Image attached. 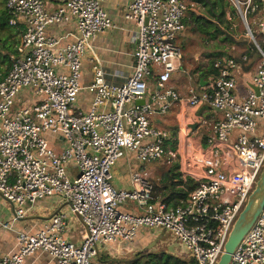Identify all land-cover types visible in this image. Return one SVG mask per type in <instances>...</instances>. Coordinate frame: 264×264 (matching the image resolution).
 Returning <instances> with one entry per match:
<instances>
[{"label":"built area","instance_id":"1","mask_svg":"<svg viewBox=\"0 0 264 264\" xmlns=\"http://www.w3.org/2000/svg\"><path fill=\"white\" fill-rule=\"evenodd\" d=\"M56 1L57 7L49 9L47 0H6L9 25L21 33L0 78V195L13 209L11 220L0 219V225L16 232L17 250L0 246V264H28L38 251L50 254L52 264H111L97 259L98 244L132 242L141 226L169 232L195 264H216L264 168V0H228L258 56L245 88H238L237 77L250 61L247 54L215 60L208 82L199 89L189 85L186 93L170 80L182 70L177 36L185 29L190 5L185 0H129L124 17L137 26L134 71L121 83H109L94 66V79L86 86L95 93L89 112L77 105L82 58L91 41L114 23L104 0ZM69 20L78 33L62 44V37L47 29ZM152 80L156 87L148 101ZM21 95L26 99L19 103ZM140 99L145 102L138 104ZM155 102L162 103L160 109ZM174 102L207 105L218 114L198 118L201 141L196 148H191V131L180 133L174 148L170 131L152 124V117ZM105 104L109 109L99 112ZM45 132L62 136V147L57 149ZM128 151L140 165L131 171V187L120 189L113 183V168ZM177 157L183 178H192L195 186L172 204L155 193L146 164H171ZM55 194L84 223L80 242L64 235V211L35 231L15 227L38 200ZM127 203L133 208H122ZM229 264H264V205Z\"/></svg>","mask_w":264,"mask_h":264},{"label":"crops","instance_id":"2","mask_svg":"<svg viewBox=\"0 0 264 264\" xmlns=\"http://www.w3.org/2000/svg\"><path fill=\"white\" fill-rule=\"evenodd\" d=\"M47 2L49 9H55L58 5V2L56 0H47ZM128 4L129 0L103 1V6L107 11L109 17L112 19L114 25L113 27H110L105 31L99 33L96 38L91 41V47L82 58V88L78 93L77 104L83 112L90 111L93 99L95 97V93L86 88V86L94 79V66L99 67L103 71L104 78L109 83H121L134 71V49L136 47L137 26L132 21L127 20L124 17ZM47 30L54 36L62 37V44L72 42L75 39L73 34L78 33L77 26L74 20L52 24L48 27ZM178 43L182 47V40L178 39ZM182 50L184 51L183 47ZM249 60V62H251V57H249ZM257 60L258 56L257 59L254 60V62H251L253 64L251 68L245 69V66L248 64L247 63L240 71V78L238 79V88L240 90H243L248 84L251 74L256 69ZM180 66L182 70H178L177 72L173 73L170 84L181 93H186L189 85H194L199 89L203 84H206L210 79V76L215 73V69L210 70L207 67L204 68V64L201 65L202 70H198V65L196 64V66H193V64L190 62V59L186 58V54L184 56V52L183 58L182 60H180ZM59 69L64 70L60 67ZM155 87V82L152 80L149 85L148 93L145 97L146 100L149 101L151 99ZM155 104L157 108L160 109V105L162 103L155 102ZM108 109L109 105L105 104L100 106L99 112L107 111ZM184 110L188 112L186 118L188 121L189 131L191 132L196 130L201 131V128H199L198 124L199 117L213 119L218 117V114L214 110H211V108H209L207 105L193 107L182 102L172 103L170 109L166 112H161L159 110L152 117V124L158 128H164L170 131L171 138L173 140L172 142H170V145L174 144L175 146V144L177 143V138L180 136V133H182L183 129L180 124L181 122L179 120V117L182 114L185 118V114H183ZM176 128H178L181 132L178 131V133H176ZM50 141L53 145L56 146L57 149H60L64 143L62 136H55L53 134L50 138ZM125 157L127 159V165L125 164ZM133 162H135L136 164L135 167L133 166ZM137 165L139 166L140 164L135 158L134 153L131 151L125 152L124 155L118 158L114 166V171L116 173L120 171L121 175L115 179V176L113 174L114 185L120 189H129L131 187L130 174L132 169L138 167ZM150 173L152 175L155 172ZM180 177V180L184 179L182 170L180 171ZM163 198L166 200V197ZM5 205L8 208H12V206L6 201ZM122 208L132 209L133 204H124ZM57 211H64L68 213V223L66 227H68L70 224H73L70 220L71 218H77L76 216H74L75 214L71 212L70 206L67 203L66 199L60 194H55L38 200L34 207L28 211L27 215L15 223V227L17 229L26 228L30 231L38 230L39 228L43 227L44 224L50 219V217ZM73 225H75V222ZM153 228L156 227L141 226L138 230L136 238L132 242H100L98 244L99 257L97 259L109 261L111 264H130L131 261L136 262V264H140L139 254L142 253V251H144L146 248L151 247L152 245H149L150 242L153 239L155 240L154 234L149 231V229ZM71 231L68 232L66 228V232L64 235L70 240L76 241L77 238L74 236V234L71 233ZM162 232L166 231L162 229ZM80 240L81 237L79 239V242ZM174 242L178 246H182L178 242ZM0 246L7 252H13L17 250L16 232L0 225ZM182 249H184V253H181L179 250L177 252L181 255L186 254L195 262V260L189 255L185 247ZM27 263L52 264L53 260L50 254H48L47 252L38 251L27 258Z\"/></svg>","mask_w":264,"mask_h":264},{"label":"rangeland","instance_id":"3","mask_svg":"<svg viewBox=\"0 0 264 264\" xmlns=\"http://www.w3.org/2000/svg\"><path fill=\"white\" fill-rule=\"evenodd\" d=\"M185 1L190 5V9L187 12L188 22L185 26V29L178 34L177 42L178 39L182 40L184 56L186 54V58L190 59V62L193 64V66H196L197 64V69L202 70L201 65L204 64V68L207 67L210 70H213V62L215 60L227 56H232L234 58L240 59L243 54H247L249 57H251V62H254V60L257 59L253 43L250 41V38L247 35L246 25L242 22L237 9L233 7L228 0H224L225 5L216 3L217 7L214 11L215 14H212V11H210V8L213 5L212 1H207V6L197 0ZM216 2H218V0H216ZM5 6L6 0H0V12L6 8ZM195 16L203 18L198 21L200 23H203L207 19L205 23H208L207 25H209L207 26L209 32L202 31V29L198 25V22L194 20ZM238 18H240V20H238ZM253 18H255V15L250 14L249 22L251 23L253 30L257 34V25L254 23ZM227 21L230 22V24ZM10 32H12L13 35L10 37L8 44H10V42H12L13 40L16 41L18 38V35L14 30ZM6 37L7 34L0 30V43L4 42ZM257 38L261 42L263 36L257 34ZM15 44L16 43L11 44V50H13ZM0 50L2 52V54L0 55V67L1 70H5L8 63L4 56L9 51L2 47H0ZM251 62H249L245 66V69L251 68L253 66ZM239 78L240 76H238V79ZM24 99H26V97L21 95V99H18V102L22 103V100ZM187 113L188 112L184 110L183 114H185V118L182 114L179 117V120L181 122L179 123L181 124L183 129L181 136H183V134H185L189 130L188 121L186 118ZM178 131L179 129L176 128V133H178ZM200 132L201 131L198 130L190 132L189 137L192 136L191 140L193 142V146L191 148H196V145L199 143V141H201ZM44 136L50 139L52 133L45 132ZM172 146L174 148H177L178 145L175 144L174 146L173 144ZM182 148L183 147L181 144V149ZM126 160L127 159L125 157V164L127 163ZM133 166H136L135 162H133ZM180 166V158L178 157L171 164H167L164 161H153L146 164V167L150 172H155L154 174H152V179L154 185L157 188V194L161 195L162 197L169 196V193L172 191V183L176 182V180L179 181V178H181L180 175H178L181 171ZM113 174L115 176V179L121 175L120 171L116 173L114 171V168ZM188 179L192 178L187 177L183 180L187 181ZM176 183L177 184L175 185V187L177 189L184 187L183 185L179 184V182ZM194 183L195 181L193 180V184ZM185 188H188V186H186ZM12 214L13 209L11 207L8 208L5 205V200L0 195L1 220L10 221L12 218ZM74 216H76L77 218L73 217L70 220L73 224L75 222V225L70 224L67 227V231L69 232L72 230L71 233L74 234V236L77 238L76 241L79 242L81 234L84 230V223L76 214ZM149 231L154 234L155 240L153 239L150 242L149 245H152L151 247L146 248L144 251H142V253L139 254L140 264H154L156 262H159L158 259L163 257L165 261L167 257L166 253H170L174 256L182 258L187 262L191 261V259L186 254L181 255L177 252L179 250L181 253H184L185 251L184 249H182L184 248V246H178L168 232H162V229L160 228L149 229Z\"/></svg>","mask_w":264,"mask_h":264},{"label":"trees","instance_id":"4","mask_svg":"<svg viewBox=\"0 0 264 264\" xmlns=\"http://www.w3.org/2000/svg\"><path fill=\"white\" fill-rule=\"evenodd\" d=\"M197 1L202 2L206 6L208 5L207 4V1H210V2L212 1V4L213 5L210 8V11H212V14H215L214 11H215V9L217 7L216 6L217 5L216 3H219L220 5H225L224 4V0H218V2H216V0H206V1L205 0H197ZM191 17H192V14H191ZM200 19H203V18H199L198 16H195L194 17V20L197 21V22ZM206 20L203 23L198 22V25L202 29V31L209 32L208 27H207L209 25H207L208 23H205ZM187 22H188V16L185 18V23L187 24ZM228 23L230 24V22H228ZM0 30L3 31V32H5L7 34V37L4 40V42L0 43V47L5 48V49H7L9 51L4 56L6 58L7 63H8L6 69L5 70H3V69L1 70V67H0V78H1L6 73L7 68L9 66V54L12 51L11 50V46H12L11 44L17 43V41H18V39L20 37V33H21V28H19V27L18 28L17 27H11L9 25V15L7 13L6 8L0 12ZM12 30H14L16 32V34L18 35V38H17L16 41L13 40L12 42H10V44H8L10 37L13 35L12 32H10ZM1 54H2V52L0 50V55ZM178 175H180V172H179ZM176 182H179V184L183 185L184 187L177 189L175 187V185L177 184ZM176 182L172 183V191L169 193V196L166 197V200L169 201L172 204H178V203H180L181 200L184 199L187 196L189 190H191L192 188H194V184H195V183L193 184V180H191V179H188L187 181H183V180H179L178 181V180H176ZM186 186H188V188H185ZM156 190H157V188L155 186V193L157 194V191ZM166 255H167V257H166V260L165 261H164V257H163V258L158 259L159 262H156L154 264H195V262L192 259H191V261H188L187 262V261L183 260L182 258H179L177 256H174V255H172L170 253H166ZM130 264H136V262H132L131 261Z\"/></svg>","mask_w":264,"mask_h":264},{"label":"water","instance_id":"5","mask_svg":"<svg viewBox=\"0 0 264 264\" xmlns=\"http://www.w3.org/2000/svg\"><path fill=\"white\" fill-rule=\"evenodd\" d=\"M240 20V18H238ZM145 100H137L138 104H143ZM264 205V168L256 183L255 188L248 197V200L236 219L233 228L229 234L228 240L225 243L224 251L216 264H229L233 251L238 243L248 232L254 223L257 215Z\"/></svg>","mask_w":264,"mask_h":264}]
</instances>
